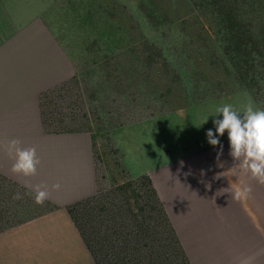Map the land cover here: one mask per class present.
I'll list each match as a JSON object with an SVG mask.
<instances>
[{"label":"crops","instance_id":"0c3cea01","mask_svg":"<svg viewBox=\"0 0 264 264\" xmlns=\"http://www.w3.org/2000/svg\"><path fill=\"white\" fill-rule=\"evenodd\" d=\"M61 1L0 0V175L12 181L2 188L0 210L6 211L0 216L4 221H20L0 231V264L92 263L67 206L92 196L97 190L93 136L82 132L48 133L41 118L40 95L75 74L55 31ZM248 104L263 110L253 94L243 89L215 102L196 105L199 111H204L203 116L197 114V119L215 133L214 120L223 118L222 113L215 114L217 108L231 105L243 118L242 112ZM187 110V115L180 114L190 123L189 138L174 141L167 130L166 148L160 155L164 159L160 163L159 152L151 150L152 140L157 145L159 138L153 124L157 120H150L152 124L145 135L134 132L139 138H149L144 141L147 149H142L140 141L130 144L133 149L129 153L124 150L129 175L151 176L183 241L189 237V231L212 229L210 224L253 223L254 208L264 206V185L243 173L238 161L231 157L227 131L223 136L216 133L223 145L221 154L220 146H212L207 136H203L207 132L200 133L192 126L195 118ZM127 129L123 130L124 140L131 135ZM13 138H19L23 147H36L41 164L38 174L27 179L33 186L46 184L51 193L48 200L58 205V209L25 219L28 199L24 193L35 196V191L25 186L26 178L10 171L13 157L4 146ZM57 182L61 189L53 190L51 186ZM240 186H250L252 191L247 199L235 201L231 192L226 191ZM10 189L22 198L4 197ZM31 201L35 203L34 198ZM230 215L235 216L229 218Z\"/></svg>","mask_w":264,"mask_h":264},{"label":"trees","instance_id":"16d2710c","mask_svg":"<svg viewBox=\"0 0 264 264\" xmlns=\"http://www.w3.org/2000/svg\"><path fill=\"white\" fill-rule=\"evenodd\" d=\"M155 1L157 7H160L159 3L161 6L167 4L171 10L172 7L176 8L177 18L173 20L170 12L166 14L160 7V14L164 17L162 22L179 24L182 31L187 32L185 38L191 41L190 44L195 40L200 43L202 57L195 56L194 60L191 52L186 51L184 54L187 63H181L179 55L166 52L164 45L154 47L151 44L152 36L140 28V35L146 40L149 48L143 52L145 58L142 61L147 62L146 66L150 68L148 61L151 63L154 58L158 66L154 69L151 67V71L166 73L168 75L165 78L182 85L181 97L191 104L196 99L197 92L193 90L195 84L192 75L196 73L197 64H200L204 56L211 65H221L223 73L234 81V84L251 90L255 100L264 110V0ZM137 21L143 27L151 20L137 18ZM110 49L114 51L117 47ZM188 62H192L193 66L188 65ZM135 63L133 60L127 69L124 67L123 74L119 70L120 62L113 63L111 72L109 67L112 63H105L102 73L95 75L84 74L82 67H78L80 74L75 73L44 91L40 95V108L45 131L89 132V122L86 118L89 106L98 101L99 105L103 104V109L100 108L105 112L106 101L109 102L108 106L118 104L123 97L122 88L131 85H125V80L134 77L131 75H137ZM96 64L94 63L95 67ZM220 88V95L225 94L224 87ZM173 91L170 85L166 93L159 94L166 107L172 108L167 97L171 96ZM99 93L101 98H98ZM124 110L125 114L128 113L131 117L133 111L127 108ZM164 112L166 110L154 112L153 115ZM123 116L124 114H121L120 119H123ZM126 123H129L128 120H120L117 127ZM95 156L98 158V154L95 153ZM11 182L0 175V194L3 193V186ZM96 182L98 189L95 194L67 206L92 257L90 264H195L148 173L126 179L122 184H110L106 175L102 178L101 173L96 171ZM15 194L16 192L10 189L9 195ZM25 208V219H30L35 215L56 210L59 206L50 200H46L42 205L36 204L30 197ZM5 211L0 210V214ZM1 217L0 231L20 222L4 221ZM229 225L231 224H227V228ZM214 227L221 229L225 225L215 224ZM212 238L214 237L209 239ZM225 243H229V240ZM260 256L258 258L256 255L252 263L264 264V257ZM236 258L232 260L228 256L218 254V259L223 262L251 264L242 263L238 256Z\"/></svg>","mask_w":264,"mask_h":264},{"label":"rangeland","instance_id":"374dc122","mask_svg":"<svg viewBox=\"0 0 264 264\" xmlns=\"http://www.w3.org/2000/svg\"><path fill=\"white\" fill-rule=\"evenodd\" d=\"M155 5H157L155 0H62L60 20L54 24L56 34L60 36L63 48L71 59L76 74H80L81 71H84L82 72L84 74H100L102 73V66L109 61L112 63L109 67L110 72L114 68L113 63L120 62L119 70L123 74L124 67L127 69L133 60L136 62L137 75H131L134 77L125 80V85H131L122 88L123 97L120 99L121 101L110 106H108L109 102L106 101L104 104L107 106L104 108L105 112L101 110L103 104L99 105L98 101L93 102L88 108L86 117L90 131L82 132L93 136L95 174L98 171V173H101L102 178L103 175H106L110 184H112L111 182L122 184L126 179L131 178L128 171V158H125L124 150L126 152L132 150L131 145L135 142L140 143V141L143 144L142 149L148 148V144L146 142L144 144V141L149 138H139L138 134L149 131L152 124L151 119L157 120V123L153 124H156L159 135V138L156 139L157 145H155L152 138L153 147H151V150L159 152L158 162L160 163L164 159L160 155L164 153L163 149L166 148L164 140L166 142L165 132L167 130L171 133L170 136L174 138V141L185 140L190 136L188 127L190 123L186 121L187 118H182L181 114L187 115V109H190L193 118H195L193 119V125H191L198 132L205 133L209 130V126L205 128L202 126L203 122L197 119V114L203 116L204 111H199L198 107L195 106L215 102L219 97L223 98L230 95L231 91L238 94L245 89L240 88L238 84H234V81L228 79V76L223 73L221 65H211L210 61L203 56L200 64H197L196 73L194 72L192 75L194 78L193 84H195L193 90L197 91L196 99L189 104L181 97L182 85L165 78L168 75L166 73L151 71V67L154 69L158 65L154 62V58L153 60L151 58V63L150 60L148 61L150 68L146 66L147 62L142 61L145 58L143 52L149 48L146 40L140 35V28L145 29V32H149L152 36L153 41L151 44L154 47L164 45L166 52L179 55L181 63L186 62V54H184L186 51L191 52L194 60L195 56L202 57L200 56V43L193 39L195 42L190 44L191 41L185 38L187 32L182 31L179 24L162 22L164 17L160 14L162 12L160 7L166 14L170 12L173 20L177 18L176 8L172 7L171 10L167 7V4L161 6L158 3L160 7ZM179 8L181 9V7ZM137 18L151 21L142 27L139 25ZM114 47H117V50L110 49ZM94 63H97L98 68L95 67ZM188 63H190L188 65L193 66L191 65L192 62ZM78 67H82L81 71H78ZM170 85H172L174 91L167 98L170 100L172 108L166 107L163 99L159 97L161 92L166 93ZM220 87H224L225 94L220 95ZM249 91L251 92V90ZM191 92L192 89H190ZM101 97L99 93L98 98ZM126 108L133 111L131 117L128 113L125 114L124 109ZM164 110L166 112L153 115L154 112ZM121 114H124L123 119H120ZM175 114H178L177 117ZM120 120H128L129 123L117 127V122ZM125 127H128L127 130L131 134L126 140L122 137ZM135 130H137V135L134 133ZM125 141L127 146L123 147ZM162 146L164 147L162 148ZM95 153L98 154V158H95ZM154 164L152 165L154 166ZM7 194L4 197L9 199L11 196H9V193ZM24 197L29 199L35 196L24 193ZM254 209L257 211L252 214L253 223L223 221L225 227L221 229L214 227L209 229L210 231L206 229L198 232L189 231L187 233L189 237L184 238V242L186 250L191 255L194 263L231 264L229 261H220L218 254L224 257L228 256L232 260H235L238 256L242 263L251 262V264H253L256 255L258 258L261 257L260 255L264 257V206H258ZM232 216L235 215H230L229 218ZM223 219L228 218L223 217ZM227 224L231 225L227 228ZM211 236L214 238L209 239ZM227 239L229 243H225Z\"/></svg>","mask_w":264,"mask_h":264},{"label":"clouds","instance_id":"9594fccd","mask_svg":"<svg viewBox=\"0 0 264 264\" xmlns=\"http://www.w3.org/2000/svg\"><path fill=\"white\" fill-rule=\"evenodd\" d=\"M220 113L223 114V118L214 120L215 133L212 129L206 133L208 142L212 146L219 145L222 154L223 145L216 133L223 136L227 131L231 157L238 161L237 165L243 173L264 185V110H256L251 104H248L242 112L243 118H240L241 112L233 110L231 105H224L216 109L215 114ZM4 147L7 154L13 157L10 171L17 176L26 178L25 186L31 187L35 191V203L42 205L51 195L47 190V185L36 184L33 186L27 179L38 174V166L41 164L36 147H23L19 138L8 140ZM51 187L53 190H60L61 184L57 182ZM251 191L250 186H240L226 192H231L233 200L240 201L247 199ZM21 198L20 193H16L13 197V199Z\"/></svg>","mask_w":264,"mask_h":264}]
</instances>
